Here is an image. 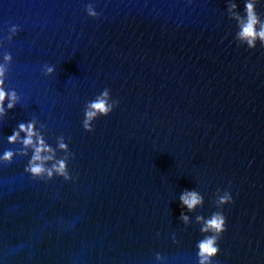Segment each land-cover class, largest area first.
<instances>
[{"label": "water", "instance_id": "obj_1", "mask_svg": "<svg viewBox=\"0 0 264 264\" xmlns=\"http://www.w3.org/2000/svg\"><path fill=\"white\" fill-rule=\"evenodd\" d=\"M245 3L0 0L4 87L18 96L0 116V154L15 153L0 160V264H198L211 233L197 217L217 211L213 264H264V42L237 35ZM105 88L120 102L87 131ZM29 120L55 149L46 167L63 159L67 175L26 171L32 148L7 136ZM185 188L204 197L192 211Z\"/></svg>", "mask_w": 264, "mask_h": 264}, {"label": "clouds", "instance_id": "obj_2", "mask_svg": "<svg viewBox=\"0 0 264 264\" xmlns=\"http://www.w3.org/2000/svg\"><path fill=\"white\" fill-rule=\"evenodd\" d=\"M238 7L235 3L230 5V9ZM246 16L240 20L238 37L248 44L249 47H255L256 40L264 42V21H260L258 14L255 12V5L251 0H246L245 3ZM90 14H95L92 9H89ZM5 60H10L11 56L6 55ZM55 67L50 66L48 72H54ZM4 66L0 64V116L16 106L18 96L15 90L9 91L4 87ZM119 100L113 101L110 98V90L105 88L95 99L87 102L84 110L83 127L87 131L93 130V121L100 116H108L119 104ZM23 133V136L21 135ZM9 143L20 141L24 145L26 153L27 148H32V156L26 167L33 175L47 174L51 176L53 170L56 173L67 175L66 161L57 160L51 168L46 167L45 162L54 160L55 149L47 143L43 133L37 128L35 120L21 122L18 127L12 130V133L7 136ZM59 147L67 149V144L62 140ZM15 153L12 150H6L0 154V160L11 161ZM182 206H186L189 211L194 210L204 201L203 195L195 188H185L179 196ZM220 204H229L234 202L232 192L225 191L218 197ZM180 219L185 223L188 222L189 216L186 212H181ZM197 220H203L201 227L202 232L211 233L196 242V255L198 264H213L214 258L220 253V239L223 233L227 230V216L222 211L213 212L208 218L198 216ZM159 256V253L157 254Z\"/></svg>", "mask_w": 264, "mask_h": 264}]
</instances>
